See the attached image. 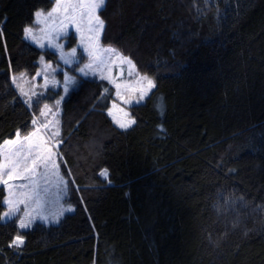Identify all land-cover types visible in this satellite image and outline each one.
<instances>
[{
    "label": "trees",
    "instance_id": "trees-1",
    "mask_svg": "<svg viewBox=\"0 0 264 264\" xmlns=\"http://www.w3.org/2000/svg\"><path fill=\"white\" fill-rule=\"evenodd\" d=\"M53 3L0 0V144L32 130L11 76L36 73L23 29ZM100 16L155 86L120 129L111 85L77 81L59 136L74 211L23 232L0 219V264H264V0H107Z\"/></svg>",
    "mask_w": 264,
    "mask_h": 264
},
{
    "label": "rangeland",
    "instance_id": "rangeland-1",
    "mask_svg": "<svg viewBox=\"0 0 264 264\" xmlns=\"http://www.w3.org/2000/svg\"><path fill=\"white\" fill-rule=\"evenodd\" d=\"M53 2L51 8L41 10L43 16L39 19L34 17L30 25L31 34H25V39L42 52L36 73L34 75L19 73L11 76V83L20 99L27 104L28 108L35 111L33 116L35 123L33 122L32 130L29 132L36 133L32 137V143L48 148L53 154L52 162L47 165L41 163L39 167L28 172L21 169L19 175L9 180L17 198L27 197V207L25 204H19L17 212L1 220L5 222L16 219L20 232L26 231L36 223L56 225L61 218L74 211L73 205L68 202L69 180L61 170L59 136L61 134V103L66 94L76 86L77 81L81 78H96L105 80L111 85L114 100L106 114L120 129H127L121 128L120 123L133 120L130 115V106L143 102L152 90L150 89L144 98L140 99V88L146 86V81H142L141 78L147 76L154 83L153 78L143 73L134 60L119 47L102 40L101 34L104 28L99 32L98 37L94 31H90V27L95 28V24L93 22L91 26L89 25L88 13L78 7L79 0H63L60 10L49 17L48 13L56 6V0ZM65 5H67V12H65ZM73 6H77L75 13H73ZM73 15H75L74 21L71 19ZM97 15L100 16V9L97 10ZM100 19H102L101 16ZM62 22L65 25L63 28H61ZM44 53L51 54L53 59H46ZM125 57L127 60L124 59ZM117 85L120 87L117 88ZM49 90L54 93L58 91L60 95L49 101L46 99ZM45 105L48 107L45 108ZM29 133L20 134L21 143L18 146L1 143L0 152L7 155L10 148L26 151L28 142L24 141L23 137ZM16 138L17 133L8 140ZM0 186L5 191L2 212L4 214L8 211L5 198L10 197V191L3 183H0ZM28 213L31 214V218ZM21 219H24L29 226L21 229L19 227Z\"/></svg>",
    "mask_w": 264,
    "mask_h": 264
},
{
    "label": "snow or ice",
    "instance_id": "snow-or-ice-1",
    "mask_svg": "<svg viewBox=\"0 0 264 264\" xmlns=\"http://www.w3.org/2000/svg\"><path fill=\"white\" fill-rule=\"evenodd\" d=\"M107 0H79L78 7L81 10H86L89 17V25L91 26L94 22L95 28L90 27V31H94L96 33V36L98 37L99 32L105 27V23L102 19H100V16L97 15V10H102L103 7L106 5ZM63 0H56V6L53 7L51 12L48 13V16L51 17L53 13H56L60 10V6L62 5ZM77 6H73V13H75ZM65 12H67V5H65ZM43 12L41 10H37L33 13V16L39 19L41 16H43ZM71 19L75 20V15L71 17ZM65 25L62 22L61 28H63ZM80 30L79 28L77 29ZM23 31L26 35L31 34L32 29L30 26H25ZM73 53H75V49L72 50ZM63 57V54H62ZM127 60V57L124 58ZM131 63V61H128ZM90 67V66H86ZM83 71V69H81ZM22 75V74H21ZM67 79V77H66ZM142 81H146V86H142L140 88V99H143L144 96L147 94V92L152 89L155 85L153 81L148 78L147 76H144L141 78ZM120 85H117V88H119ZM67 91V88L65 89ZM59 103V101H57ZM48 106L45 105V108ZM35 123V121H33ZM134 120H128L126 122L120 123L121 128H128L131 124H134ZM36 133H29L27 136L23 137L24 141L28 142V148L26 151L22 150H16L15 148H10L7 152V155H4L3 152H0V157H3L0 159V183H3L5 186L9 188L10 191V197L5 198V203L8 205V211L2 215H0V219L7 218L12 215V213L18 211V205L19 204H25V207H27L26 199H19L16 197V194L12 191V185L9 184V180H11L13 177L20 174L21 169H23L25 172L34 170L35 168L39 167L41 163L47 165L49 162H52V153L51 151L46 148L42 147L40 145H36L32 143V137L35 136ZM21 143V137L19 130L17 132V138L15 140H5L4 145H13L18 146ZM103 175L107 174V170H103ZM7 176V178H5ZM38 207L39 203L37 202ZM29 217L31 218V214L28 213ZM29 224L24 221V219H21L19 222V227L21 229L28 227ZM24 243V237L22 235H16L9 247H19Z\"/></svg>",
    "mask_w": 264,
    "mask_h": 264
}]
</instances>
